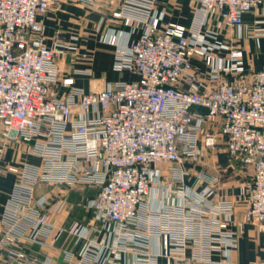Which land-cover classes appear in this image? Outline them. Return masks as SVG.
Returning a JSON list of instances; mask_svg holds the SVG:
<instances>
[{
    "label": "built area",
    "instance_id": "2783aa9c",
    "mask_svg": "<svg viewBox=\"0 0 264 264\" xmlns=\"http://www.w3.org/2000/svg\"><path fill=\"white\" fill-rule=\"evenodd\" d=\"M57 1L0 0V174L19 176L0 221L6 264H53L24 243L65 235L78 246L65 251L66 264H237L245 226L264 233V68L249 78L242 48L205 25L242 27L245 13H264V0H197L202 17L192 28L164 21L156 0H123L114 17L130 29L106 41L115 45L114 68L139 77L88 92L62 75L57 55L67 46L48 42L45 20ZM263 22L255 34H264ZM140 27L137 40L120 43L121 32ZM54 85L66 90L55 94ZM220 134L250 180L233 198L213 201L218 177L199 174L189 184L186 163ZM13 141L40 164L5 162ZM40 184L59 194L37 196ZM78 185L99 188L87 203L94 217L67 226L57 218L67 205L62 187Z\"/></svg>",
    "mask_w": 264,
    "mask_h": 264
},
{
    "label": "crops",
    "instance_id": "0c3cea01",
    "mask_svg": "<svg viewBox=\"0 0 264 264\" xmlns=\"http://www.w3.org/2000/svg\"><path fill=\"white\" fill-rule=\"evenodd\" d=\"M123 0H58L48 11L46 16V35L48 42L55 38L59 39L67 47L57 55V61L63 76H73L75 84L85 91H97L103 88L107 82L120 80L138 79V75L131 71H120L114 68L115 64V45L108 43L106 39L120 29L129 30L120 19L114 17V12L119 10ZM156 9L164 15V21L183 24L189 28L195 27L197 19L202 17L200 6L197 0H156ZM264 20V13L250 11L244 15L242 27H229L225 24L217 25L216 21H209L205 25L207 28L217 29L219 39L228 44H236L243 50L242 61L249 73L252 74L264 68V34H255L253 28L256 20ZM264 28V22L260 24ZM142 28H137L131 34L120 33V43L127 44L137 40L142 33ZM123 34V35H122ZM73 47V48H72ZM229 50L224 49L222 54H228ZM195 61L203 67V71L208 69L203 64L202 59L196 58ZM77 71H82L76 73ZM87 71V72H84ZM88 71L90 73H88ZM201 82L206 86H211L212 81L204 73L200 77ZM55 94H62L66 87L62 85L53 86ZM201 112H207L206 108L195 107ZM16 141L11 143L18 151L13 157L5 155V162L16 166H22L25 161L40 164L39 157L25 153L22 143ZM234 164L237 174L241 177L234 182L225 181L226 178H218L211 200L233 198L241 186L250 180V176ZM169 163H162L167 174ZM175 165V164H174ZM186 167L191 169V174L187 178L189 184L196 181L199 174L209 173L213 176L216 171L199 169L193 163H186ZM234 169V170H235ZM206 171V172H205ZM220 176V174H217ZM216 175V176H217ZM19 176L14 172L0 174V221L4 209V204L9 199L14 184ZM63 194L67 205L58 215L60 223L67 226L79 221L88 224L93 220L94 210L88 208L89 199L96 197L99 188L96 186L78 185L74 187L63 186ZM37 196L46 195L56 197L59 188L48 184H40L35 187ZM244 207L238 206L236 218L238 221L244 220ZM1 239V233H0ZM24 248L31 256L41 258H52L53 264H66V250H77L70 237L63 236L57 242L49 245L38 243H24ZM220 255L216 254L215 258ZM233 259L237 264H251V262L264 259V233L259 232L254 224H247L243 235L240 237L239 246L233 252ZM8 261L7 252L0 247V264ZM258 262H256L257 264Z\"/></svg>",
    "mask_w": 264,
    "mask_h": 264
},
{
    "label": "rangeland",
    "instance_id": "374dc122",
    "mask_svg": "<svg viewBox=\"0 0 264 264\" xmlns=\"http://www.w3.org/2000/svg\"><path fill=\"white\" fill-rule=\"evenodd\" d=\"M1 129H2V124L0 123V134H1ZM203 139L204 136L201 137V144ZM11 143L7 146L6 153L8 156L13 157V155L17 150L15 149L14 146H11ZM18 143L21 142L16 141L15 143L16 146L18 145ZM233 163L235 162L230 157L226 149V139L222 134H220L217 136V143L215 147L203 150V154H201L200 159L197 160L195 163H193V165L196 167L197 170L203 169L209 171L210 169H213V171L217 172L216 175L220 174V176L217 175L219 179L220 177L221 178L224 177L226 178L225 181L234 182L239 180V178L241 177L237 174ZM255 262H258L257 264H264V259H261L259 261H254V263Z\"/></svg>",
    "mask_w": 264,
    "mask_h": 264
},
{
    "label": "water",
    "instance_id": "95a60500",
    "mask_svg": "<svg viewBox=\"0 0 264 264\" xmlns=\"http://www.w3.org/2000/svg\"><path fill=\"white\" fill-rule=\"evenodd\" d=\"M16 133L14 132V135H15Z\"/></svg>",
    "mask_w": 264,
    "mask_h": 264
}]
</instances>
